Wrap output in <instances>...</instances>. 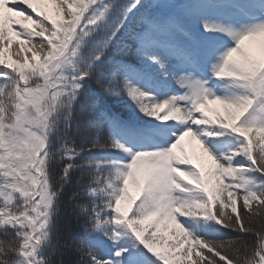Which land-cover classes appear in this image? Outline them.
Masks as SVG:
<instances>
[{
	"label": "snow or ice",
	"instance_id": "1",
	"mask_svg": "<svg viewBox=\"0 0 264 264\" xmlns=\"http://www.w3.org/2000/svg\"><path fill=\"white\" fill-rule=\"evenodd\" d=\"M236 3L0 0V264H264V0Z\"/></svg>",
	"mask_w": 264,
	"mask_h": 264
},
{
	"label": "rangeland",
	"instance_id": "2",
	"mask_svg": "<svg viewBox=\"0 0 264 264\" xmlns=\"http://www.w3.org/2000/svg\"><path fill=\"white\" fill-rule=\"evenodd\" d=\"M41 7L44 8V10L48 11L50 14H55V5L52 3H47L44 5H41ZM17 19H22V17H16ZM209 115L213 117V119L216 118L217 114L222 116L225 120H230L229 113L228 111H225V107L223 105H220L218 103L215 104H210L209 105ZM230 111H235L230 110ZM183 145H185V150L187 151L188 154H190V158L192 159L193 163L196 164L197 166H207L211 161L210 158L206 156V154H202L200 149V144L199 141L195 140L194 138L191 137H185L183 141ZM130 194L132 196L137 195V190L135 188L130 187Z\"/></svg>",
	"mask_w": 264,
	"mask_h": 264
},
{
	"label": "trees",
	"instance_id": "3",
	"mask_svg": "<svg viewBox=\"0 0 264 264\" xmlns=\"http://www.w3.org/2000/svg\"><path fill=\"white\" fill-rule=\"evenodd\" d=\"M13 39H15V37H13ZM15 47V45H14ZM14 57H12L11 55V50L8 54V60L11 61L13 60ZM105 103L108 105V107L115 113H117L118 115H120L121 117H123L124 119H130L132 118V112L133 110L130 109L127 106V97L124 94H112V95H108L106 94L105 96ZM79 178V174H77V176L74 178L73 183H75V179ZM233 233H225V238H228L229 236H233Z\"/></svg>",
	"mask_w": 264,
	"mask_h": 264
}]
</instances>
